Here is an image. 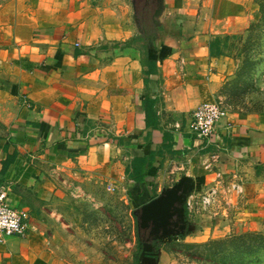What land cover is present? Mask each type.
Wrapping results in <instances>:
<instances>
[{"label": "crops", "instance_id": "obj_1", "mask_svg": "<svg viewBox=\"0 0 264 264\" xmlns=\"http://www.w3.org/2000/svg\"><path fill=\"white\" fill-rule=\"evenodd\" d=\"M93 2L19 0L4 8L8 17L0 21V186L13 207L30 215V226L26 236L0 242V264H71L48 247L40 211L58 197L99 201L98 191L105 186L100 180L113 178L122 161L125 173L127 148H133L132 160L149 155L164 145L165 132L174 134V150L192 149L186 157L195 190L215 179L216 173L200 165L208 160L206 155L195 156L189 125L198 107L216 101L225 79L218 55L221 24L246 15L252 3L165 0L158 43L149 50L136 22L134 33L130 28L115 32L108 18L99 25L93 22L103 13ZM138 37L143 40L127 46ZM144 51L157 61V74L145 75ZM147 98L158 101L159 130L147 128ZM171 126L176 131H170ZM217 134L225 144L218 171L226 187L239 184L243 193L233 195L238 207L219 217L211 237L263 230L264 113L229 112ZM138 141L143 148L135 145ZM154 166L146 184H130L140 202L158 196L150 179ZM66 173L75 179L88 176L86 182L72 183L74 192H69L71 186L59 181Z\"/></svg>", "mask_w": 264, "mask_h": 264}, {"label": "rangeland", "instance_id": "obj_2", "mask_svg": "<svg viewBox=\"0 0 264 264\" xmlns=\"http://www.w3.org/2000/svg\"><path fill=\"white\" fill-rule=\"evenodd\" d=\"M249 1L252 7L248 9L246 15L226 20L219 29L218 55L223 58L225 79L216 95V101L227 108L228 112L245 115L264 113V18L260 9V3H264V0ZM132 2V0H94V8H100L104 14L96 15L93 22L99 25L103 21L106 23L105 18H108L115 32L121 33L130 28L134 33L136 23ZM13 3L17 5L19 0H0V21L8 17L4 10L5 6ZM169 130L174 132L176 128L171 126ZM172 135L174 136L173 133ZM150 141L148 140L147 143ZM173 143L175 145V142ZM135 145L142 148L144 146L139 141ZM188 150L180 151L173 148L172 153L164 151L160 157H157L150 179L153 190L158 195L164 188L176 184L184 175L191 176V163L186 156L192 149L188 148ZM194 150L198 149L193 148ZM209 151L211 150H198L195 156L206 155L205 158H209ZM132 156L133 148H127V166L131 165ZM124 165L122 161L113 178L107 176L100 180L105 186L98 191L102 196L99 201L88 199L65 201L58 197L43 211L40 208L38 219L49 243L48 247L56 258L67 259L71 264H142L144 262L147 264H264V252L256 255L248 254L243 258L234 243L243 236L264 235V229L243 230L238 234L220 238L211 237L218 225L219 217L230 215V210L238 207L240 201L232 202L233 199H230V205L224 204L225 202L220 204L222 206L217 210L218 215L198 217L196 220L198 228L195 232L178 241L162 243L159 249L160 257H156L157 262L145 258L141 262L138 222L134 216V212L139 208L136 206V201L139 199L133 196L127 169L124 174L122 172ZM200 165L204 166L205 160ZM206 172L213 174L208 170ZM87 176L88 174H82V177L75 179V176L66 173L63 177L59 176V181L71 186L72 183L78 184L80 180L86 182L83 178ZM69 192H74L73 186ZM206 231L208 234L204 235ZM195 235L207 240L198 242L193 238ZM247 240L251 243L254 239ZM215 242L232 244L226 245V250L222 251L224 247L217 246Z\"/></svg>", "mask_w": 264, "mask_h": 264}, {"label": "built area", "instance_id": "obj_3", "mask_svg": "<svg viewBox=\"0 0 264 264\" xmlns=\"http://www.w3.org/2000/svg\"><path fill=\"white\" fill-rule=\"evenodd\" d=\"M228 113L227 108L218 101L204 103L194 112L189 125V133L196 148L200 151L211 150L208 153L210 157L205 161V169L216 173L211 185L195 190L187 200V216L192 222L205 215H218L217 210L222 206L221 203L230 205L233 195L239 197L243 193L239 184L232 183L226 187L224 174L220 173L217 167L220 161L219 153L225 148V144L217 139V133ZM29 220L30 215L26 211L9 203L8 191L0 186V242L7 237L26 236L30 226Z\"/></svg>", "mask_w": 264, "mask_h": 264}, {"label": "water", "instance_id": "obj_4", "mask_svg": "<svg viewBox=\"0 0 264 264\" xmlns=\"http://www.w3.org/2000/svg\"><path fill=\"white\" fill-rule=\"evenodd\" d=\"M135 9V0H132ZM156 9L152 15V23L155 30L147 36V47L149 50L155 48L158 43L159 29L162 26L161 18L165 10V0H155ZM135 22L141 29L139 19L135 10ZM142 30V29H141ZM196 182L189 175H184L172 187L162 190L156 198L141 206L135 211L138 216V226L140 229H150L148 233V241L150 239L159 241L161 244L165 241H178L179 239L190 235L197 230V224L189 220L187 216V200L194 193ZM152 244L146 243L142 249L141 262L145 255L151 254L157 262L160 257L157 253L151 252ZM157 257V258H156ZM151 259V258H150ZM141 264V263H140ZM142 264H147L146 262Z\"/></svg>", "mask_w": 264, "mask_h": 264}, {"label": "trees", "instance_id": "obj_5", "mask_svg": "<svg viewBox=\"0 0 264 264\" xmlns=\"http://www.w3.org/2000/svg\"><path fill=\"white\" fill-rule=\"evenodd\" d=\"M135 10L136 15L139 19L140 25L142 30L145 34H150L155 30V27L152 23V15L156 9V2L155 0H135ZM260 9H261V15L264 18V3H260ZM143 40V37H138L136 39H133L129 43H127V46L136 45L140 41ZM143 63L146 67H148V70L145 72V75L150 76L158 73L157 70V61L154 59H151L150 53L148 51H144L143 53ZM146 85L148 86V80L145 81ZM157 99L151 100V99H145L143 101V108L145 110L146 114V125L147 128L153 129V130H159V121L158 116L156 113L155 106L157 104ZM164 145L159 149L158 151H151L149 155L143 156V157H135L131 165L127 167V177L129 178L130 183L133 184H146L147 178L149 176V171L156 163L157 157H160L164 151H167L168 153L173 152V136L171 133H164L163 135ZM7 165L5 164V167ZM155 196L154 198H156ZM153 198V199H154ZM152 198H150L147 201L140 202V200L136 201V206L141 207L144 204L151 201ZM137 218V217H136ZM254 239L253 242L249 243V240L246 241V239ZM240 241V242H237ZM238 251H240L243 258H245V255L252 254H260L264 252V235L261 234H253L248 236H243L235 240ZM217 246L220 245L224 248H222V251L226 250V245H231L232 243L226 242H215Z\"/></svg>", "mask_w": 264, "mask_h": 264}, {"label": "flooded vegetation", "instance_id": "obj_6", "mask_svg": "<svg viewBox=\"0 0 264 264\" xmlns=\"http://www.w3.org/2000/svg\"><path fill=\"white\" fill-rule=\"evenodd\" d=\"M142 29V28H141ZM142 34H143V37H147L148 35H150V34H145L144 33V31L142 30ZM141 207H139L138 209H140ZM137 209V210H138ZM136 210V211H137ZM135 213V212H134ZM134 216H136L137 217V222H138V216L137 215H135L134 214ZM149 230L150 229H146V230H143V229H140L139 228V226H138V231H137V234H138V239H139V248H141L140 250V253L142 254V249H143V247H144V244H146V243H151L152 244V249H151V252H153V253H157L158 252V250L160 249V246H161V243L159 242V241H154V240H152V239H150L149 241H148V233H149ZM152 254V253H151ZM151 254H146L145 255V259H147V260H150V258L151 259H154L153 257H152V255ZM148 262V261H147ZM149 263V262H148Z\"/></svg>", "mask_w": 264, "mask_h": 264}]
</instances>
